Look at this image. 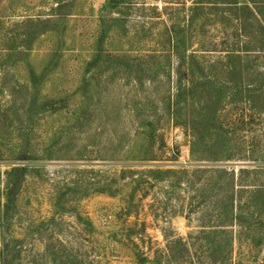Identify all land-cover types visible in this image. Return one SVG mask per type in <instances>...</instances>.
Here are the masks:
<instances>
[{
  "label": "rangeland",
  "instance_id": "1",
  "mask_svg": "<svg viewBox=\"0 0 264 264\" xmlns=\"http://www.w3.org/2000/svg\"><path fill=\"white\" fill-rule=\"evenodd\" d=\"M225 1L0 0L1 203L14 159L30 163L0 229L17 264H263L264 209L215 228L205 176L179 165L191 132H215L227 170L252 172L240 185L264 184V0L191 17ZM169 30L202 59L179 62ZM230 49L247 58L207 62Z\"/></svg>",
  "mask_w": 264,
  "mask_h": 264
},
{
  "label": "trees",
  "instance_id": "2",
  "mask_svg": "<svg viewBox=\"0 0 264 264\" xmlns=\"http://www.w3.org/2000/svg\"><path fill=\"white\" fill-rule=\"evenodd\" d=\"M263 0H244L243 2H238V0H231L225 2H217V4H211L207 6H202L200 3H194V7L189 9L191 12V17L194 15L195 12L203 11L209 7V11H213L212 8L218 10H223L228 12L230 15L231 12L234 11H248L252 13L250 6H254L257 3H261ZM201 7V8H200ZM228 8V9H225ZM253 14V13H252ZM206 15H210V13H206ZM254 16V15H253ZM242 22V21H240ZM170 31V30H169ZM167 44L171 46V53H175L176 59L179 60L181 63H185L186 61L190 63L197 62L196 60H201L202 57L196 56V51L192 52V54L186 56L185 53L176 50L177 47L182 46V40L177 39L176 35L170 31L166 35ZM245 48V47H243ZM240 51L239 49H230L224 51V55L220 57H215V60H207L208 63H211V67L215 66H223V65H230L234 62H241L247 58V50ZM201 53L205 52L204 50L200 51ZM205 53H214L213 50L206 51ZM225 66V67H227ZM191 88H184L183 90H187L188 92H193V85L192 83L189 85ZM182 88L177 87L175 91V98H180L182 96ZM209 134V133H208ZM207 138L208 142H213L211 144H207L206 142L204 145L203 141H205V137L200 132H191V149L190 154L192 157V164H179L184 170L182 172L187 173L185 170L187 167H193V173L200 174L205 176V185L202 188V193L213 192L214 199H215V213L214 216L215 220L218 222L215 228H225L228 226H237L243 227L244 224V217L249 215H260L262 209H264V184H256V185H248L243 187L240 183L247 182L248 178L245 179L243 177H249L248 175H252V172L249 171L248 168H241L238 171L235 170H227L226 162L231 161V155H225L228 151H223L219 146L215 145V141L219 137L217 133H212L208 135ZM196 144L199 145L200 148L195 149ZM225 152V153H224ZM197 153V155H196ZM205 154V155H204ZM29 159H14L16 161L11 171L6 173L5 181L3 182V195H4V202H0V229L7 227L10 223L11 216L10 213L15 208L17 193L16 187L23 182L24 173L27 169V163ZM6 161V160H5ZM21 161V162H20ZM12 164V163H11ZM122 166L131 167L132 164L123 163ZM257 166V165H256ZM259 167V168H258ZM264 167V163L258 164L257 168L262 169ZM160 172V171H157ZM259 201H262L261 203ZM231 223V225H228ZM254 224V223H251ZM251 224L249 226H251ZM214 228V227H213ZM220 233L225 235V231L223 229H219ZM202 236H210V235H217L214 231H203L201 232ZM228 237V246H230ZM181 242V241H180ZM210 245V244H208ZM215 246V245H214ZM185 247V245H184ZM10 250V246L7 243L3 242L0 243V264H17L14 258H10L8 252ZM53 264H85L82 259H79L74 256H67V257H56L51 261ZM169 262V261H168ZM252 262H241L238 261L237 263H233L232 261L222 258L219 261L212 262L210 264H251ZM138 264H150L147 259H138ZM154 264V263H153ZM175 264H194L191 261H177ZM197 264H206L199 262ZM258 264V263H254ZM264 264V262H263Z\"/></svg>",
  "mask_w": 264,
  "mask_h": 264
}]
</instances>
